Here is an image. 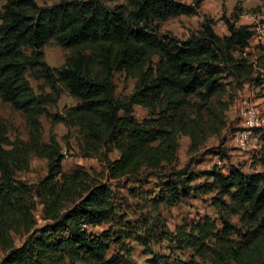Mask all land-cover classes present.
<instances>
[{
	"label": "trees",
	"instance_id": "trees-1",
	"mask_svg": "<svg viewBox=\"0 0 264 264\" xmlns=\"http://www.w3.org/2000/svg\"><path fill=\"white\" fill-rule=\"evenodd\" d=\"M113 1L119 2L110 4ZM202 1L60 0L38 5L36 0H0V99L36 129L62 87L77 102L53 120L67 125L78 120L88 138L101 140L108 151H118L115 159L104 157L109 179L134 182L139 173L162 171L165 162L159 202L188 197L198 174L189 164L177 165L179 134L194 139L201 108L214 118L210 100L224 90V77L240 85L253 73L250 63L235 56L248 48L253 35L248 25H237L236 9L221 16L227 28L224 35L215 32V21L209 17L185 38L160 30L169 17L197 14ZM51 39L70 50L59 67L44 60L43 47ZM120 71H136L134 89L124 99L116 98L112 81L114 72ZM28 76L42 80L50 92L36 93ZM136 105L149 110L150 117L137 121ZM5 132L0 124V249L4 251L0 264H60L65 258L82 264H132L119 256L105 259L110 234L89 232V227L113 220L117 212L111 188L104 183L88 185L84 192L77 191V179L61 184L47 205L48 221L33 226V192L40 186L16 178L13 162L23 158L10 157L4 148ZM59 151L58 147L48 151V173L41 182H52L58 173ZM210 152L224 158L219 147ZM208 174L219 194L243 205L264 227V173H245L231 164L226 173L213 167ZM20 227L26 236L15 245L11 231ZM147 262L192 264L164 255Z\"/></svg>",
	"mask_w": 264,
	"mask_h": 264
},
{
	"label": "rangeland",
	"instance_id": "rangeland-1",
	"mask_svg": "<svg viewBox=\"0 0 264 264\" xmlns=\"http://www.w3.org/2000/svg\"><path fill=\"white\" fill-rule=\"evenodd\" d=\"M58 1L36 0L38 5ZM234 9L239 14L251 10L264 12V2L203 0L197 14L169 17L161 22L160 30L185 38L189 33L196 32L203 19L209 17L215 21V32L224 35L227 28L221 16H230ZM242 20L239 17L237 25L242 24ZM43 52L48 65L59 67L70 50L61 48L51 39L43 47ZM235 56L252 65L251 79L238 85L232 78L224 77V90L210 100L214 118L218 116L217 119L214 120L208 109L201 108L200 127L195 129L194 139L187 134H179L177 165L189 164L190 170L198 177L191 182V194L177 202L168 198L159 202L163 181L160 174L167 168L165 162L162 163V171L139 173L134 182L109 179L104 157L107 155L115 159L118 151H108V145L102 144L101 140L88 138L78 120L68 125L53 120L55 114L64 115L77 102L62 87L57 101L47 105L49 114L39 117L36 129L29 127L21 112L13 110L0 99V124L6 128L4 148L11 153L10 157L20 155L23 158L20 163L13 162L16 178L26 184L40 186L39 191L35 188L33 192L34 207L30 211L33 226L39 227L48 221L45 217L52 193L74 178L77 179L78 192H84L88 185L98 183L111 188L117 207L115 218L89 227L90 233L110 234L105 259L119 256L132 264H148L150 258L164 255L169 260L192 264H264V227L243 205L234 202L228 195L219 194L217 183L208 174L213 167L226 173L231 164L245 173H264V129L257 133L256 142H250L245 147H239L234 141V132L240 127L235 102L238 96L249 98L264 114V47L250 41L248 48L243 52L236 51ZM28 79L36 93L50 92L42 80L30 76ZM112 81L116 98L124 99L134 89L136 71L114 72ZM190 100L197 105L195 98ZM190 109L189 116L192 118L194 113ZM133 114L137 121L150 117V111L138 105L133 107ZM214 128H219V131L214 133ZM35 146L37 151H34ZM51 147H58L62 159L49 187V182L41 181L48 173L47 153ZM218 147L224 154L222 159L216 152H210ZM24 158H27L26 166ZM24 231L21 227L11 231L15 245H20L25 238ZM3 255L4 251L0 249V259ZM60 264L82 263L65 258Z\"/></svg>",
	"mask_w": 264,
	"mask_h": 264
},
{
	"label": "built area",
	"instance_id": "built-area-1",
	"mask_svg": "<svg viewBox=\"0 0 264 264\" xmlns=\"http://www.w3.org/2000/svg\"><path fill=\"white\" fill-rule=\"evenodd\" d=\"M242 24L248 25L253 32L251 41L264 47V12L251 10L240 14ZM240 127L234 132V141L239 147L256 142L258 132L264 129V114L260 112L245 96L236 99Z\"/></svg>",
	"mask_w": 264,
	"mask_h": 264
}]
</instances>
